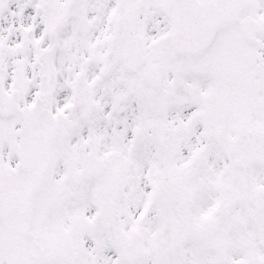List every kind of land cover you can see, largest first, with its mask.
Listing matches in <instances>:
<instances>
[{
  "label": "snow or ice",
  "instance_id": "snow-or-ice-1",
  "mask_svg": "<svg viewBox=\"0 0 264 264\" xmlns=\"http://www.w3.org/2000/svg\"><path fill=\"white\" fill-rule=\"evenodd\" d=\"M0 264H264V0H0Z\"/></svg>",
  "mask_w": 264,
  "mask_h": 264
}]
</instances>
